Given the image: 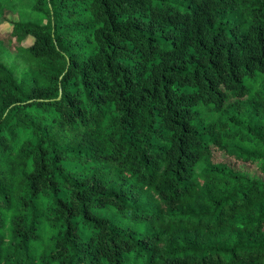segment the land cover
I'll return each mask as SVG.
<instances>
[{
  "label": "trees",
  "instance_id": "1",
  "mask_svg": "<svg viewBox=\"0 0 264 264\" xmlns=\"http://www.w3.org/2000/svg\"><path fill=\"white\" fill-rule=\"evenodd\" d=\"M0 264H264V0H0Z\"/></svg>",
  "mask_w": 264,
  "mask_h": 264
}]
</instances>
